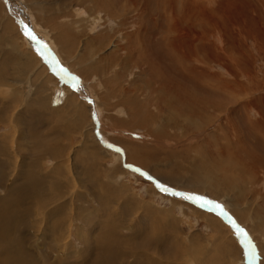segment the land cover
<instances>
[{
	"label": "rangeland",
	"instance_id": "obj_1",
	"mask_svg": "<svg viewBox=\"0 0 264 264\" xmlns=\"http://www.w3.org/2000/svg\"><path fill=\"white\" fill-rule=\"evenodd\" d=\"M101 255L264 264V0H0V264Z\"/></svg>",
	"mask_w": 264,
	"mask_h": 264
},
{
	"label": "water",
	"instance_id": "obj_2",
	"mask_svg": "<svg viewBox=\"0 0 264 264\" xmlns=\"http://www.w3.org/2000/svg\"><path fill=\"white\" fill-rule=\"evenodd\" d=\"M28 32V30H27ZM32 39V38H31ZM34 40V39H32ZM39 45V44H38ZM40 46V45H39ZM45 50V49H44ZM44 60L48 65V68L50 69V71L58 78V80L60 81V83H66V84H71V81L74 82V80L72 78H70L65 72H63L62 70H60L59 68L55 67L54 64H52L50 62V57L49 54L44 56ZM72 85V84H71ZM163 192H165L164 190H162ZM174 193V192H173ZM211 208H213V210H216L219 215L223 218H225V220L227 222H229V224L232 226V228L235 230V232L238 234L239 236V240L241 242L242 247L244 248V250H246V255L249 256L248 258L250 259V246L246 240L245 235L242 233V231H240L232 222V220L227 216V214H225L224 212H222L220 207H217L216 204H210L209 205ZM211 210V209H210ZM251 260V259H250Z\"/></svg>",
	"mask_w": 264,
	"mask_h": 264
},
{
	"label": "bare ground",
	"instance_id": "obj_3",
	"mask_svg": "<svg viewBox=\"0 0 264 264\" xmlns=\"http://www.w3.org/2000/svg\"><path fill=\"white\" fill-rule=\"evenodd\" d=\"M174 50V49H173ZM129 51V50H128ZM138 62V61H137ZM217 85V84H216ZM219 86V85H218ZM135 117V116H134ZM135 119H136V117H135ZM143 120V119H142ZM136 121V120H135ZM141 123H142V121H141ZM136 125H137V123H135ZM225 152V151H224ZM225 154V153H224ZM142 159V158H141ZM220 164V163H219ZM233 165V164H232ZM218 166H221V165H218ZM227 167V166H226ZM155 182H157L156 180H155ZM154 184H157V183H154ZM157 188H160V190H164V189H167V191H165L164 193H168V192H177V193H181V192H179V191H177V190H173V189H169V188H166L165 186H156ZM163 192V191H162ZM188 195V194H187ZM180 196H182V197H184V198H186V199H189L190 197H192L193 198V196H190L189 198H187V196L185 195V194H182V195H180ZM182 199V198H181ZM209 204H211V203H209ZM208 204V205H209ZM244 235H245V237H246V234L245 233H243ZM157 241V240H156ZM156 243V242H155ZM102 244V243H101ZM102 247V246H101ZM106 253V252H105ZM104 253V254H105ZM111 253V252H110ZM109 256V255H108ZM100 258V260H98L97 262H95V263H98V264H100V263H102V262H105L106 261V259H107V256H102L101 255V257H99ZM109 258L110 257H108V260H109ZM113 258V257H112ZM109 262V261H108ZM113 263V262H112Z\"/></svg>",
	"mask_w": 264,
	"mask_h": 264
},
{
	"label": "crops",
	"instance_id": "obj_4",
	"mask_svg": "<svg viewBox=\"0 0 264 264\" xmlns=\"http://www.w3.org/2000/svg\"><path fill=\"white\" fill-rule=\"evenodd\" d=\"M28 26V28H29V25H27ZM32 33L35 35V37L37 38V41H38V39L39 38H41L38 34H37V32H36V30L33 28V31H32ZM33 34H29V36H31V37H33ZM26 38H27V36H25ZM63 38H67V36H66V33L64 34V36H63ZM73 38V37H72ZM40 40V39H39ZM56 41V40H55ZM42 42V41H41ZM56 43H58V42H56ZM59 44V43H58ZM40 45V44H39ZM70 47V46H69ZM55 61H58V60H55ZM57 64V63H56ZM59 64V63H58ZM60 65V64H59ZM213 233H216L217 235H218V231H215V232H213ZM232 240H233V242H234V244H235V246L237 247V245H238V242H237V240L235 239V238H232ZM236 241V242H235ZM230 243V246H232V242H229ZM237 244V245H236ZM227 247L224 245V243H223V249L225 250ZM234 248V247H233ZM231 253V252H230ZM236 255H237V261H238V254L236 253Z\"/></svg>",
	"mask_w": 264,
	"mask_h": 264
},
{
	"label": "snow or ice",
	"instance_id": "obj_5",
	"mask_svg": "<svg viewBox=\"0 0 264 264\" xmlns=\"http://www.w3.org/2000/svg\"><path fill=\"white\" fill-rule=\"evenodd\" d=\"M26 35H28V33H25ZM158 187H159V185H158ZM165 191H167V189H164ZM176 195H182L181 193H175ZM207 203V202H206ZM217 207H222V206H220V205H217Z\"/></svg>",
	"mask_w": 264,
	"mask_h": 264
}]
</instances>
